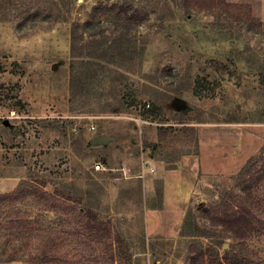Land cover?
<instances>
[{
	"label": "rangeland",
	"instance_id": "rangeland-1",
	"mask_svg": "<svg viewBox=\"0 0 264 264\" xmlns=\"http://www.w3.org/2000/svg\"><path fill=\"white\" fill-rule=\"evenodd\" d=\"M126 1L145 5L149 13L131 30L134 46L105 68L91 73L77 68L72 31L77 46L87 44V51L112 40L123 27L110 14L92 19L91 13L100 4ZM244 6L264 20V0H0V193L23 179H53L97 204L100 215L111 220L113 235L132 242L135 264H191L187 238L147 235L145 211L150 191L182 153L243 129V137L237 136L242 146L233 147L239 143L232 139L231 147L216 148L227 164L220 170L211 162L200 175L183 222L220 230L205 209L220 201L222 188L240 192V187L235 179L216 176L239 173L253 156L260 158L257 168L264 164V29L245 22ZM77 69L83 78L73 96L70 82ZM97 135L106 139L94 145ZM259 196L264 206V180ZM55 205L43 209L28 198L14 207L11 214L31 213L34 223L19 229L14 246L25 247L23 260L10 264H29L41 234L55 237L60 255L72 264L96 258L99 264H118L108 245L78 235L73 213L60 201ZM5 214L0 211V264H9L3 254ZM216 233L220 236L197 241L205 250L216 246L221 257H237L231 264H264V229L241 243Z\"/></svg>",
	"mask_w": 264,
	"mask_h": 264
},
{
	"label": "trees",
	"instance_id": "trees-1",
	"mask_svg": "<svg viewBox=\"0 0 264 264\" xmlns=\"http://www.w3.org/2000/svg\"><path fill=\"white\" fill-rule=\"evenodd\" d=\"M244 7H248L244 16L245 22L252 29L263 30L264 20H259L253 16L249 6ZM106 14L112 15L117 20V24L123 27L122 32L112 40L106 39L110 41L109 44H107V41H101L102 43H95L92 50L87 51V44L77 46V31H72V56H74V62L77 61V68L81 69L83 67L85 72L91 73V70L99 65L105 68L114 57H120L129 52L130 47L134 46L131 30L149 17L145 5L134 7L128 1L122 4L115 3L110 7L100 4L94 8L91 16L92 19H97ZM87 22L91 24L94 20H88ZM80 39H82V36L79 37ZM79 69L72 73L70 86L73 96L76 95L75 89L81 78H83V74ZM91 145L93 144L91 143ZM103 159L106 161L105 158ZM259 161L260 158L253 156L239 173L230 176L221 174L216 176L219 179L232 178L237 180L236 187H240V192H237L235 187L232 186L222 188L220 201L205 209L204 213L210 224L220 230L203 228L197 222H192L189 226H183L181 236L188 239L191 244V251L194 253L190 257L191 264H231L233 260L237 259V257L233 258V256L227 254L221 257L215 249L216 246L205 250L197 239H212L215 234L219 235L216 233L217 231H221L241 243L260 235L261 230L264 229V206L259 200V191L264 180V164L257 168ZM49 184L54 186L53 191L47 189ZM28 198H35L38 203L44 205L43 209H56L55 202H62L65 205L64 209L74 215L79 227V230H76V233L79 231L78 235L82 234L94 241H102L108 245L111 259L118 261V264H135L134 249L130 239L119 233L113 235L111 220H106L100 215V209L97 204L92 202L90 197L75 192L71 188L60 186L58 182L48 178H40L39 180L23 179L13 190L0 193V211L3 210L6 213L3 217L7 220L6 233L8 236L7 245L3 252V254H6L4 263L10 264L14 261L23 260L25 247L23 245L15 247L14 242L15 239H19V229H26L28 225L32 226L34 217L31 213L25 217H19L11 213H13L14 207L24 204ZM40 216H42V212L37 214L35 218L42 222ZM33 232L34 229L31 228L28 239L31 240ZM41 235L43 237L42 243L37 253L30 254L29 264H72L67 257L60 255L59 245L55 237ZM98 260L96 258L92 263L99 264Z\"/></svg>",
	"mask_w": 264,
	"mask_h": 264
},
{
	"label": "crops",
	"instance_id": "crops-1",
	"mask_svg": "<svg viewBox=\"0 0 264 264\" xmlns=\"http://www.w3.org/2000/svg\"><path fill=\"white\" fill-rule=\"evenodd\" d=\"M223 140L199 142L198 149L193 152L182 153L176 165L167 167L162 174L159 187L150 191L152 201L145 211L146 232L149 237L156 239H174L181 235L187 209L197 192L200 175L208 172V165L213 162L216 168L222 170L227 159L221 158L216 148L231 147V140L237 136L243 137V129L239 132H224ZM202 140V139H201ZM238 140V139H237ZM233 147L240 145V140ZM207 148L209 153H203ZM216 150V151H215ZM219 160V162H217ZM219 171V170H218Z\"/></svg>",
	"mask_w": 264,
	"mask_h": 264
},
{
	"label": "water",
	"instance_id": "water-1",
	"mask_svg": "<svg viewBox=\"0 0 264 264\" xmlns=\"http://www.w3.org/2000/svg\"><path fill=\"white\" fill-rule=\"evenodd\" d=\"M105 139H106V136H103V135H97V136H95V137L93 138L92 143H93L94 145H98V144L102 143L103 141H105Z\"/></svg>",
	"mask_w": 264,
	"mask_h": 264
},
{
	"label": "built area",
	"instance_id": "built-area-1",
	"mask_svg": "<svg viewBox=\"0 0 264 264\" xmlns=\"http://www.w3.org/2000/svg\"><path fill=\"white\" fill-rule=\"evenodd\" d=\"M101 166H102V163L100 162L96 164L97 169L101 168Z\"/></svg>",
	"mask_w": 264,
	"mask_h": 264
}]
</instances>
